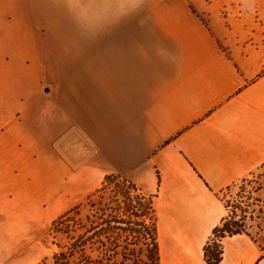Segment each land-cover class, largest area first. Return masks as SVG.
I'll use <instances>...</instances> for the list:
<instances>
[{
  "label": "crops",
  "instance_id": "obj_1",
  "mask_svg": "<svg viewBox=\"0 0 264 264\" xmlns=\"http://www.w3.org/2000/svg\"><path fill=\"white\" fill-rule=\"evenodd\" d=\"M220 3L98 0L75 70L33 103L13 84L40 82L38 57L0 58V211L38 225L16 238H38L117 173L155 196L159 264H206L219 193L264 165V0ZM222 244L220 264L263 252L245 233Z\"/></svg>",
  "mask_w": 264,
  "mask_h": 264
},
{
  "label": "rangeland",
  "instance_id": "obj_2",
  "mask_svg": "<svg viewBox=\"0 0 264 264\" xmlns=\"http://www.w3.org/2000/svg\"><path fill=\"white\" fill-rule=\"evenodd\" d=\"M210 2L221 4L220 0ZM98 6V0H0V58L5 56L11 59L15 57L14 54L24 52L29 58L31 54L35 55L41 65V72L38 73L44 76L40 80L41 83H38L32 71L29 76L14 82L13 86H16L19 92L26 91V94L19 96L21 100L26 99L33 103L32 92L38 91L41 85H52L58 92L59 82L62 81L60 72L75 70L74 38L76 35L80 39L90 38L91 26L100 18ZM16 24L25 25L17 28L14 27ZM27 42L30 45H26ZM18 49L21 50L19 53ZM64 56L67 62L63 60ZM43 88L41 94H48L49 92H43ZM55 94L57 102L58 95ZM219 196L227 206L226 214L233 212L234 215H242L241 211L235 208L237 204L245 212L251 210L250 204H256V209L260 208L261 213H257L259 217L247 218L246 229L264 248V166L254 171L253 175L248 174L228 189L222 190ZM257 198L260 199L259 202H256ZM4 216L0 211V248L3 247L0 264H53L54 254L61 252L68 241L66 234L61 230L62 226L57 229L52 226L55 219L47 228L44 227L43 232H39L38 238H16L14 233L17 229L20 235L24 236L36 230L38 225L20 220L11 223L6 221ZM79 232L80 230L77 231ZM18 249V254L11 255L12 251ZM79 258L80 256L75 254L72 259ZM261 259L264 260V251ZM260 260L257 264H264V261L261 263Z\"/></svg>",
  "mask_w": 264,
  "mask_h": 264
},
{
  "label": "trees",
  "instance_id": "obj_3",
  "mask_svg": "<svg viewBox=\"0 0 264 264\" xmlns=\"http://www.w3.org/2000/svg\"><path fill=\"white\" fill-rule=\"evenodd\" d=\"M154 197L144 196L126 175L106 174L96 191L53 221L68 239L53 264H159ZM250 205L245 212L237 204L242 215L228 213L212 229L203 247L206 264H220L226 236L245 233L254 239L246 229L247 218L259 217L261 210ZM75 254L79 260L72 259Z\"/></svg>",
  "mask_w": 264,
  "mask_h": 264
},
{
  "label": "water",
  "instance_id": "obj_4",
  "mask_svg": "<svg viewBox=\"0 0 264 264\" xmlns=\"http://www.w3.org/2000/svg\"><path fill=\"white\" fill-rule=\"evenodd\" d=\"M43 92H49V88H48L47 86H45V87L43 88ZM261 261L263 262L264 260L261 259L260 262H261ZM262 262H261V263H262Z\"/></svg>",
  "mask_w": 264,
  "mask_h": 264
}]
</instances>
